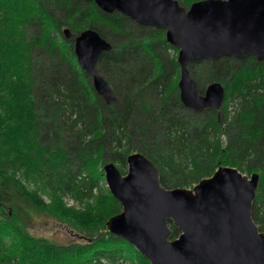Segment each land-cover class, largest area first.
Segmentation results:
<instances>
[{"label":"trees","instance_id":"obj_1","mask_svg":"<svg viewBox=\"0 0 264 264\" xmlns=\"http://www.w3.org/2000/svg\"><path fill=\"white\" fill-rule=\"evenodd\" d=\"M177 1L188 8L200 0ZM63 28L73 38L94 29L111 44L97 69L115 103L96 94ZM175 53L163 31L93 3L0 0V264H150L106 229L121 206L105 187L103 166L114 163L126 174L136 149L165 189H191L219 167L257 173L251 214L264 233V62L189 64L191 72L205 70L200 92L207 82L224 85L218 118L180 104ZM65 198L82 209L67 207ZM38 212L87 240L57 245L30 236L26 222Z\"/></svg>","mask_w":264,"mask_h":264},{"label":"water","instance_id":"obj_2","mask_svg":"<svg viewBox=\"0 0 264 264\" xmlns=\"http://www.w3.org/2000/svg\"><path fill=\"white\" fill-rule=\"evenodd\" d=\"M93 3L100 11L119 13L138 25L164 31L165 41L177 50L180 104L193 112L223 105L225 87L212 82L199 91L188 65L219 57L240 60L251 56L264 62V0H200L188 8L177 0H74ZM66 40L72 32L65 28ZM111 44L94 29L73 40L79 68L106 103L116 96L97 69ZM122 175L114 163L103 166L105 183L121 212L106 222L107 231L123 239L150 264H264V233L252 220V204L259 175H245L232 167H219L191 189H165L159 170L142 153L126 158ZM168 222L179 231L171 239ZM76 239L84 238L63 227Z\"/></svg>","mask_w":264,"mask_h":264},{"label":"rangeland","instance_id":"obj_3","mask_svg":"<svg viewBox=\"0 0 264 264\" xmlns=\"http://www.w3.org/2000/svg\"><path fill=\"white\" fill-rule=\"evenodd\" d=\"M63 27H65V26H63ZM30 32H31V30H30ZM170 54H174V52L172 51ZM175 55H176V53H175ZM204 73H205L204 68L200 67V66L197 67L196 69H193L192 72L190 70V74H191L192 78L194 79V81L196 82V85L198 88H199V85L197 84V82L205 81ZM100 74L103 76V74L101 72H100ZM177 81H178V77H177ZM208 84H209V82H207V85ZM205 87H204V89H205ZM7 141L11 142L12 140L9 139ZM137 150L138 149L132 150V152L135 153ZM139 151L140 150H138L137 152H139ZM105 187H106V183H105ZM65 202L67 204V207H70L72 210H74L76 212H78L79 210L82 209L81 207L76 205L71 200H68L67 198H65ZM54 220L49 219L47 217V215H45V214H42L39 212L33 213V215L31 216L30 222H28V221L26 222V226H27L26 232L29 233V235L34 237V238H38V239L44 238V239L48 240L49 242H52V243L57 244V245H69V244H77V243L83 244V243H85V241L87 239H84V238H86V237H84L82 239H76L74 237H70L65 232V230L63 229V227L65 225L58 223ZM65 227H67V226H65Z\"/></svg>","mask_w":264,"mask_h":264}]
</instances>
